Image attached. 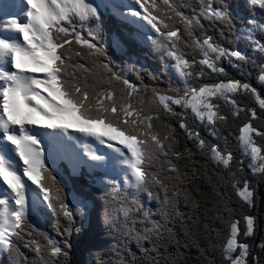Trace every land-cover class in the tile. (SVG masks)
<instances>
[{
  "label": "snow or ice",
  "instance_id": "obj_1",
  "mask_svg": "<svg viewBox=\"0 0 264 264\" xmlns=\"http://www.w3.org/2000/svg\"><path fill=\"white\" fill-rule=\"evenodd\" d=\"M246 4L264 10V0ZM105 16L127 26L131 39L166 54L159 73L148 71L153 84L141 79L147 70L122 59L125 44L105 32ZM205 21L224 25L237 45L225 47ZM256 33L264 37V21L244 20L230 0H0V264H71L77 217V232L93 221L99 229L83 264H109L106 247L116 253V264H178L180 248L172 255L166 247L176 222H191L186 235L198 247L201 231L220 238L209 239L219 260L208 264H262L247 243L255 235L254 217L243 214L242 230L236 207H255L253 180L240 174L264 180V127L241 122L238 169L227 136L223 147L219 143L220 126L229 120L219 101L233 117L250 111L256 119V110L241 108L237 99L249 94L264 116L257 89L219 66L225 59L241 70L251 63L264 84V63L238 47L245 40L264 61V39ZM206 69L216 74L211 83L204 81ZM163 77L166 88L158 86ZM191 121L210 129L214 140H205ZM188 142L209 165L231 173L224 179L235 205L225 191L212 204L219 227L181 211L200 207L201 194L192 188L199 167ZM59 164L84 184L68 191L53 174ZM48 217L56 220L59 239L42 228ZM259 247L264 250V240Z\"/></svg>",
  "mask_w": 264,
  "mask_h": 264
},
{
  "label": "trees",
  "instance_id": "obj_2",
  "mask_svg": "<svg viewBox=\"0 0 264 264\" xmlns=\"http://www.w3.org/2000/svg\"><path fill=\"white\" fill-rule=\"evenodd\" d=\"M233 6L238 9L240 17L244 20L248 19L251 16L255 17V19L258 21H264V10H260L259 6L253 8L250 5L246 4V0H236ZM237 20H239V18ZM237 22L240 23L239 25L241 26V21H236V24ZM205 27L208 28L209 34L213 35L214 38L222 43L225 47L237 45L235 35L229 34V30L224 25L219 23L215 25H209V23L205 21ZM129 31L130 29L120 21H118L115 17L105 16V32L109 36H111L112 34H116L120 37L126 47L125 56L128 57V59L133 58L137 64H140L143 69L147 70L142 72L143 76L141 77V79L144 84L151 85L154 82L150 80L148 71L158 73L157 70L160 64L159 61L164 62L166 59L168 60V58L165 53L153 49L148 43H144L139 39H131L127 35ZM221 32L224 33V36H221ZM255 38L258 40L264 39V37H262L260 33H256ZM239 45H241L240 41L238 43V46ZM109 51L111 52V49ZM260 55L261 54L258 53L253 57V59L257 61V64L264 63V61H261ZM219 66L224 67L228 77L242 79L245 82L250 83L257 89L258 93H260L261 98H264V84H261L258 79V67L249 63L247 65H243L241 70L233 67L230 63H228V61L225 60L220 62ZM132 73L135 76H133ZM132 73H129V76L134 80H137L136 73ZM206 73L207 74L204 78L205 82L211 83L217 78L216 74L210 73V70L206 69ZM137 81L138 82L136 83L139 84L140 81ZM158 86L161 87L160 84ZM166 87L167 84H165L162 88ZM237 99L240 101L241 108H254L257 112L258 118L252 119L250 111H241L238 118L233 117L231 111L229 110L230 106H224V102L219 101L222 107V112L226 113L229 117L228 123L220 126L219 135L221 137V140L219 141V143L223 147V138L227 136L228 147L235 154V163L233 165L234 169L239 168L240 160L243 159L240 146L236 143V134L238 133V128L241 122L251 120V123L256 127H264V116L261 115V109L256 97L242 93L237 97ZM191 123L193 124L194 130L198 131L205 140H214V137L210 134V129L206 128L199 121H191ZM230 131L233 133L232 135H228ZM256 140L258 143H261L259 137H256ZM183 142L184 141L182 139V143ZM188 143L190 147H193L195 160L198 162L197 166L199 167V171L195 176L192 188L201 194L200 207L199 209H196L192 207L182 206L181 211L187 213L190 217L193 218L199 216L202 224L208 223L213 227H219V222H214L215 213L211 211L212 204L216 200L217 193L220 191H225L228 196H231L233 205H235L236 198L232 195V190L226 185L224 179L225 176H230L231 173H226L222 170L216 169L214 165H209L207 163L206 157L202 155L198 149L191 145V142ZM244 167L245 169H247L246 160ZM53 174L56 175L61 184L66 186L68 191H71L74 187L79 188L84 184L83 178L70 176L69 170H67V168H65L63 165H58V167L55 168ZM244 174H247L249 178L253 180V187L256 193L255 207L251 209H240L239 207H236V213L240 217V227L242 230L244 228L243 214L250 212L254 217L256 225L255 235L253 237L247 238V243L253 250L252 254L254 256L258 255L261 258L262 264H264V250H261V248L259 247V242H261V240H264V180H261L258 177L253 178L250 172L241 173L240 175ZM111 178L115 179V177ZM92 194H96L94 189L92 191ZM62 220H64L63 217H61V220H59L60 232H63L67 227V224L62 223ZM56 223L57 222L54 218L50 219V217H48L41 221V226L45 231L49 232V234H52L53 232L56 233L53 236H56V238L59 239L57 227L55 226ZM77 223L79 224V217H77L76 224ZM48 224H50L51 228H53L52 232ZM78 224L74 227V229L71 230L70 239L72 245L74 246L72 247V253L70 257L71 264H83V261L87 258V248L92 244L98 242V240L96 239V233L99 231V229L97 228L94 221L90 224L91 226H89V223H86L84 229L80 230L79 232H77V229L80 228V224L79 226ZM190 225L191 222H189V224L187 225L180 222H176L170 225L175 236L174 239L166 245L168 253L175 255L177 247L180 248L181 252L183 253V258L178 260V264H208V261L212 260L213 258L219 260V256L217 255V253H215L209 246V239H212L215 242L219 243L220 238L215 233H211L210 235L209 233L201 231L198 233V247L196 238L191 236L190 234L186 235L187 228L190 227ZM54 226L56 232L54 231ZM241 240H245V237H243L242 234ZM84 244H86V248L83 246ZM185 245L188 246L185 247ZM130 247L139 255V250L136 248L134 242L130 245ZM199 249H206V251L201 253ZM105 251L107 253L105 259L109 261V264H116V261L118 259L116 253L113 252L110 247H106ZM161 264H164L163 260H161Z\"/></svg>",
  "mask_w": 264,
  "mask_h": 264
},
{
  "label": "rangeland",
  "instance_id": "obj_3",
  "mask_svg": "<svg viewBox=\"0 0 264 264\" xmlns=\"http://www.w3.org/2000/svg\"><path fill=\"white\" fill-rule=\"evenodd\" d=\"M128 2H130V0H128ZM157 2H158V3H162V0H157ZM230 2L234 4V3L236 2V0H230ZM237 21H241V20L239 19V20H237ZM239 24H240V23H238V22H237V24H236V28H237L238 30L241 29V26H240ZM240 43H241V45H239L238 47L241 48V49H243V50H244V51H245L250 57L253 58L254 55H257V54H258V53L253 54V49H252L251 47L248 46V43H247L245 40L241 39V40H240ZM122 59L125 60V61H127V62H129L130 64L134 62L136 65L141 66L140 64H137L136 61H135L133 58L128 59V57H126L125 55L122 57ZM166 61H167V59H166L164 62H160V61H159L160 64H159V68H158V70H157L158 73H159L160 70H161L162 64L165 63ZM225 61H228V60L225 59ZM221 62H222V61H221ZM228 63H229V62H228ZM132 74H133V73H132ZM38 75H39V74H38ZM133 76H135V75L133 74ZM142 76H143V74L141 73V77H142ZM130 79H131L132 82H134V83L138 82L137 80H134V79L131 78V77H130ZM163 80H165V81H164V83L160 84L161 87H163L165 84H167V77H164ZM32 126H33V127H39L38 125H29V127H32ZM77 134L79 135V133H77ZM90 142L96 143V142H95L94 140H92L91 138H90ZM97 146H98V145H97ZM16 158H18V157H16ZM59 165H63L65 168H67V170H69L66 164H59ZM57 167H58V166H57ZM114 177H115V176H114ZM115 179H120V177H115ZM0 182L2 183V181H0ZM149 206L152 207L153 210H155V207H156V206H155L154 203H153L152 205H149ZM50 219H51V217H50ZM60 220H61V218H60ZM50 222H53V221H50ZM62 223H66V224H67V222H66L65 220H62ZM91 223H92V222H91ZM91 223H89V226H91V225H90ZM54 224H55V222H54ZM77 224H78V223H77ZM77 224H76V225H77ZM48 226L51 228L50 224H48ZM78 226H79V224H78ZM79 227H80V226H79ZM52 229H53V228H51V232H52ZM72 229H74V228H72ZM54 231L56 232L55 226H54ZM54 234H56V233L53 232V233L50 234V235L53 236ZM53 237L56 238V236H53ZM106 239H107V244L109 243L108 245H111V244L113 243V241H112L111 238H106ZM82 241H84V240H82ZM78 244H79V243H78ZM259 244H260V242H259ZM259 244H258V245H259ZM76 246H78V245H76ZM83 246L85 247L86 244H84ZM73 247H74V246H73ZM85 248H86V247H85ZM22 250H23V249H22Z\"/></svg>",
  "mask_w": 264,
  "mask_h": 264
},
{
  "label": "bare ground",
  "instance_id": "obj_4",
  "mask_svg": "<svg viewBox=\"0 0 264 264\" xmlns=\"http://www.w3.org/2000/svg\"><path fill=\"white\" fill-rule=\"evenodd\" d=\"M33 127V126H32ZM17 160H18V158H16ZM0 184H2L1 182H0Z\"/></svg>",
  "mask_w": 264,
  "mask_h": 264
},
{
  "label": "flooded vegetation",
  "instance_id": "obj_5",
  "mask_svg": "<svg viewBox=\"0 0 264 264\" xmlns=\"http://www.w3.org/2000/svg\"><path fill=\"white\" fill-rule=\"evenodd\" d=\"M241 4V3H240Z\"/></svg>",
  "mask_w": 264,
  "mask_h": 264
}]
</instances>
